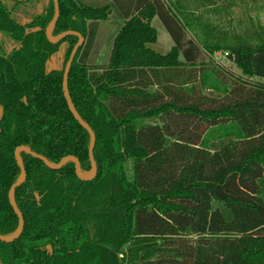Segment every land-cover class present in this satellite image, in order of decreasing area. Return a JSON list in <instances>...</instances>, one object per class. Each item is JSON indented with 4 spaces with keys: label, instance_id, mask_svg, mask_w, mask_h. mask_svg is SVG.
I'll use <instances>...</instances> for the list:
<instances>
[{
    "label": "trees",
    "instance_id": "1",
    "mask_svg": "<svg viewBox=\"0 0 264 264\" xmlns=\"http://www.w3.org/2000/svg\"><path fill=\"white\" fill-rule=\"evenodd\" d=\"M173 1L147 0L126 13L108 65L97 67L89 60L111 9L59 0L54 36L72 30L85 40L69 93L96 133L98 174L84 181L72 162L56 171L22 153L27 179L15 199L26 224L15 242L0 241V264H264V28L207 29L184 0ZM229 4L203 3L227 15ZM55 12L54 0H0L3 237L20 225L9 199L22 176L17 148L55 165L76 157L84 174L93 170L90 133L64 96L79 38L48 41ZM155 17L175 41L166 55L149 47L158 40ZM218 52L242 74L217 63ZM223 138L234 141L212 151L210 143ZM130 159L133 182L124 167ZM218 202L232 221L214 208Z\"/></svg>",
    "mask_w": 264,
    "mask_h": 264
},
{
    "label": "rangeland",
    "instance_id": "2",
    "mask_svg": "<svg viewBox=\"0 0 264 264\" xmlns=\"http://www.w3.org/2000/svg\"><path fill=\"white\" fill-rule=\"evenodd\" d=\"M230 1L231 0H227L228 5H225V2H222L221 0H217V5H219L220 8L222 7L224 10L230 5L229 4ZM232 1L234 2L235 6L230 9L229 15H227L225 12H222L221 14L209 13L208 12L210 9L209 6L205 7L203 5L205 0H184L183 4L184 6H187L188 9L191 10V12H193L194 15L192 18L201 19L202 23L207 25L206 27L207 29H212L211 27L218 25L223 30H229L230 32L234 30L238 33L244 34L249 32L254 26L257 27L262 26L264 28V0H232ZM37 9L40 12L43 10L41 3L39 6H37ZM114 17L115 16H112V18ZM209 23L211 25H209ZM114 29L115 27L113 24L109 25V28L107 29L109 35L112 32V36H111L112 41L110 37L108 39V41L110 42L109 46L107 50L104 52L103 56L101 55L99 60L101 65L109 61L110 53H111L110 46L113 43L112 48L114 47V42L116 39L115 38L116 34H113ZM156 29L158 31V40H157L158 43L152 45V49H154L156 52L160 54L161 53L167 54L171 52L172 48L174 47V44L172 42V39L166 32V29L162 24H158ZM196 32L200 33L201 30H197ZM2 35H0V41L3 38ZM99 41H101L102 44H105V39H103V37L100 38ZM214 58H216L215 61L217 63L224 65L228 70L231 71L233 70L237 75L242 74L241 70L226 57L224 52L216 53L214 55ZM96 59L97 57L93 55L92 59L90 60V64L94 65L93 63H96ZM259 81L264 83V79ZM206 94L212 97H215L217 95L211 91L207 92ZM206 139L213 141V136L209 133ZM232 141H234V139L232 138L219 139L210 143L209 147L211 148L212 151L215 152L219 149H222L224 146L228 145ZM171 142H173V140L169 139L167 141V144H170ZM124 167H126L125 170L128 181L133 182L135 180L134 161L131 159L128 160V162H126ZM261 197L264 199V193L261 195ZM218 207L220 208V211L228 221L233 220L232 212L225 204L218 202L217 204L214 205V208H218ZM195 238L196 237H193V239Z\"/></svg>",
    "mask_w": 264,
    "mask_h": 264
},
{
    "label": "water",
    "instance_id": "3",
    "mask_svg": "<svg viewBox=\"0 0 264 264\" xmlns=\"http://www.w3.org/2000/svg\"><path fill=\"white\" fill-rule=\"evenodd\" d=\"M54 4H55V16L53 18V21L51 22V24L48 26L49 28L47 29V38L48 41L52 44H57L60 41H62L64 38L69 37L71 35H75L79 38V42L77 43L76 47L74 48V50L72 51V55L70 57V60L68 61V65L66 67L65 73H64V96L67 99L68 105H69V109L72 113V115H75L76 119L78 120V122L80 123V125L87 131L90 133L91 136V144H90V161H91V168H93L92 172L90 174H84L81 168V164H80V160L76 157H67L64 158L60 163H57V165L52 164L46 157L42 156V155H38L34 152L31 151V149L29 147L26 146H21L19 148L16 149V160L18 163V166L20 168V170H22V176L20 178V180L14 184L11 188L10 194H9V199H10V204L11 206H13L14 211L19 219V228L18 230L11 236H0V241L2 242H8V243H12L15 242L16 240H18L21 235L23 234L24 228H25V221H24V216L21 212V210L19 209V206L16 203V199H15V194L16 191L22 186V184L26 181L27 179V170L25 169V164H24V160L22 157V153H27L28 155L33 156L36 159H40L42 160L50 169L53 170H60L62 167H64L67 163L72 162L75 164V168H77V175L79 176L80 179L84 180V181H91L93 180L97 174H98V168H97V162L95 160V144H96V133L93 131V129H91V127L84 121V119L82 118L81 115H79L74 102L72 100V97H70V93H69V75L70 72L72 70V66H73V61L75 59V56L77 54V52L79 51V49L81 47L84 46V38L83 36L75 31H70V32H66L63 33L57 37L54 36V32L56 29V25L57 22L60 18L61 15V9L59 7V0H54Z\"/></svg>",
    "mask_w": 264,
    "mask_h": 264
},
{
    "label": "crops",
    "instance_id": "4",
    "mask_svg": "<svg viewBox=\"0 0 264 264\" xmlns=\"http://www.w3.org/2000/svg\"><path fill=\"white\" fill-rule=\"evenodd\" d=\"M80 4H83L85 6H92V7H106L108 6L110 9H111V14L110 16L105 20V21H102L100 22V29H99V32H98V35H97V38H96V45H95V48H94V51L90 57V60L92 59L93 55H95L97 57L96 59V63H93L95 66L99 67V66H105V65H108L109 61L108 62H105L103 65H101L100 63V57L101 55L103 56L104 52L107 50L108 46H109V41L108 39L112 36V32L111 34L109 35L108 34V31L107 29L109 28V25L113 24L115 29L113 31V34H116L115 35V38L116 36L119 35V33L122 31V29L124 28V24L126 23L127 19H126V13H132V12H137L138 8L140 7V5L147 1V0H77ZM175 1L177 0H174L173 3H175ZM119 4V5H118ZM121 6V7H119ZM112 16H115L114 18H112ZM162 24L161 20H159L158 17H155L154 20L152 21V24L153 26L157 27L158 24ZM164 26V24H162ZM164 28L166 29V27L164 26ZM157 30V29H156ZM158 32V31H157ZM166 32L168 33L167 29H166ZM189 32V31H188ZM103 33V34H102ZM190 33V32H189ZM102 34V36H101ZM191 34V33H190ZM189 34V35H190ZM168 35L170 36V38L172 39L171 35L168 33ZM105 39V44H102L100 40V38ZM114 39V38H113ZM111 41H112V37H111ZM114 41V40H113ZM172 42L174 44V47H175V41H173L172 39ZM112 43V42H111ZM158 43V42H157ZM113 44V43H112ZM112 44L110 46V50L112 52ZM115 44V43H114ZM156 44V43H155ZM155 44H150L149 47L152 49V45H155ZM173 47V48H174ZM172 48V49H173ZM153 51H155L154 49H152ZM172 51V50H171ZM96 52V53H95ZM156 52V51H155ZM158 53V52H156ZM170 53V52H169ZM160 54V53H158ZM162 54V53H161ZM160 54V55H161ZM168 54V53H167ZM111 55V53H110ZM163 55H166V54H163ZM204 58L205 60H207V55L206 53H204ZM182 60L183 57H181ZM89 60V61H90ZM92 62V61H91ZM207 93V92H206ZM208 95V94H207ZM209 96V95H208ZM212 97V96H211ZM148 123L149 124H152V125H155V124H159V125H162L160 124L156 119H149L148 120Z\"/></svg>",
    "mask_w": 264,
    "mask_h": 264
}]
</instances>
